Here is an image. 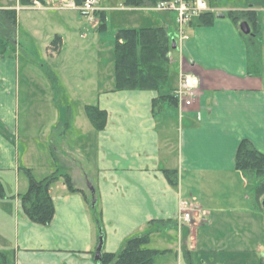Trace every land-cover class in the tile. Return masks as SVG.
Returning <instances> with one entry per match:
<instances>
[{"label": "crops", "instance_id": "0c3cea01", "mask_svg": "<svg viewBox=\"0 0 264 264\" xmlns=\"http://www.w3.org/2000/svg\"><path fill=\"white\" fill-rule=\"evenodd\" d=\"M59 2L79 9L74 6L75 0ZM221 2L218 7L210 2L216 12L213 22L203 24L199 17L194 18L185 38L176 37L175 12L135 15L142 22L150 18L149 23L127 27L164 26L177 43L169 52L170 74L164 89H116L113 71L112 85L96 90L94 104L107 110L104 127L98 129L87 114L86 105L93 103H84L85 112L73 113L66 108L60 114L66 121L57 140L49 139L53 135L50 110L33 108L35 112L22 119L19 58L13 57L15 53L0 56V118L14 136L10 140L0 132V178L7 194L0 198V233L6 219L13 221V264H98L100 238L103 250L116 252L128 237L146 232L152 219H172L180 224V204L185 198L206 211V217L193 216V221L197 218L201 224L220 221L239 227L259 225L264 215L263 197L255 205L244 201L250 197L246 193L249 185L256 186L262 177L237 169L235 155L244 138L264 152V42L259 52L251 49L240 25L228 12L264 13V0ZM121 3L125 0L117 5L100 1L105 15L113 8L153 9L121 7ZM0 8L16 9L20 26L22 11L39 7L35 3L22 5L19 0H0ZM222 12L225 16L217 15ZM35 20L31 17L30 23L34 25ZM57 35L53 39L50 35L43 37L53 57L64 43L61 35L53 43ZM183 73L200 79L192 102L176 105L162 100L161 94L174 93ZM37 130L46 135L42 143L28 140ZM69 132L72 134L66 139ZM89 149L92 158L85 154ZM22 166L30 167L38 178L59 174L51 186L55 215L50 224L34 222L23 210L19 194L26 190L28 177ZM165 169L178 170L177 185L169 181ZM66 173L87 195H95L102 235L84 193L69 190L63 176ZM171 228L178 229L161 231ZM3 241L0 236V243ZM2 254L7 264L5 252ZM220 257L228 263L220 262ZM250 258L251 262L246 261ZM205 259V264H264L260 254H210Z\"/></svg>", "mask_w": 264, "mask_h": 264}, {"label": "rangeland", "instance_id": "374dc122", "mask_svg": "<svg viewBox=\"0 0 264 264\" xmlns=\"http://www.w3.org/2000/svg\"><path fill=\"white\" fill-rule=\"evenodd\" d=\"M101 1L103 4L117 5L120 0ZM208 2H211L215 7L222 3L221 0H208ZM34 3L39 8L22 11V20L20 26H18L16 43L12 44L17 50L16 55L13 57H18L20 62V115L22 119H25L29 112H35L37 108L50 110L53 135L49 139L57 140L60 139V129H64L65 126L64 121L66 119L62 118L64 114L60 115L64 112L63 110L66 111L67 108L73 113L77 110L85 112L84 103H97L96 90L99 87L112 85L113 60L115 57L114 44L118 29L136 23H149L150 18L146 20L145 17L144 22L136 18L143 14L146 16L149 14L150 16L152 12L156 14L167 11L108 9L106 27L100 29V15L96 13L97 11L86 14L79 9L62 5L59 0H50L47 4L40 1ZM55 5L60 7H52ZM138 13L141 14L137 15ZM135 15L137 16L135 17ZM259 15H261L262 20L260 39L264 42V13L259 12ZM31 17L36 19L34 25L30 23ZM168 17L172 18V15ZM241 21H239V25ZM37 28H39V31H36ZM56 33L63 37L64 43L60 53L58 55L55 53L53 57L48 54L43 37L50 35V39H53ZM83 33H85V36ZM176 37L178 36L176 35ZM50 39L48 38V40ZM49 68L54 70L55 80L49 76ZM28 91L31 93L27 94ZM32 91H35L34 95ZM30 133L32 134V132ZM38 133V130L35 131L34 138L29 136L28 140L44 142L46 135L44 136L42 132ZM24 134L25 132L21 126L20 135L22 140ZM71 134L72 132H69L66 139L70 138ZM85 154L91 158L94 155L90 149L89 154ZM23 171L27 175L24 168ZM32 173L34 174L33 170ZM255 177L258 178L257 175ZM184 190L186 189L184 188ZM246 193L250 197L245 199V204L255 205L259 203L257 185H249ZM262 212L264 214V211ZM260 217L259 225L256 227H239L220 221L201 224L197 218L194 221L193 219L184 220L179 225L178 221H168L158 225L162 229L167 227H178V229L171 228L166 231L158 230L151 233L149 246L168 249L155 257L157 264H205L204 260L210 254H260V256H264V215ZM0 236L4 240L0 243V264L5 259L1 252H5L9 260L7 264H13L16 251L13 221L6 219ZM170 249H173L172 252H170ZM246 261L251 262L252 259ZM220 262L228 263L223 257H220Z\"/></svg>", "mask_w": 264, "mask_h": 264}, {"label": "trees", "instance_id": "16d2710c", "mask_svg": "<svg viewBox=\"0 0 264 264\" xmlns=\"http://www.w3.org/2000/svg\"><path fill=\"white\" fill-rule=\"evenodd\" d=\"M22 5H30L35 0H19ZM47 4L49 0H38ZM84 0H75L80 5ZM160 0H125L128 6L154 5ZM100 15L99 28L106 27V15L103 10L96 12ZM228 14L239 24L241 20H247L251 25L252 32L244 34L249 47L259 52L262 41L261 28L262 20L257 10H230ZM216 16L215 11H208L199 16L203 24H211ZM18 27V13L16 9L0 8V56L14 54L17 50L13 47L16 43ZM61 39L57 35L53 43ZM172 39L167 28L164 26H142V27H122L116 32L114 44V76L116 89H156L162 91L167 83L169 70V52L172 48ZM48 74L56 79V74L51 68ZM162 100H167L171 104H178V99L173 93H163ZM157 105V99L155 101ZM86 110L92 123L101 129L107 119V110L97 104H87ZM0 132L10 140L14 136L7 125L0 118ZM1 155V151H0ZM235 166L237 169L246 171L248 174L262 177L257 184L258 197H264V152L259 150L253 142L244 138L240 141L235 155ZM28 175V187L19 194L22 207L26 215L34 222L40 224H50L55 215V202L51 193V186L59 174L53 172L42 178H37L31 168L22 166ZM169 181L177 185L179 182V172L177 169L164 170ZM69 190L82 191L85 199L89 203L94 219L102 232L101 212L94 203L95 195H87L85 190L75 185L71 174L63 175ZM5 184L0 178V198L6 197ZM12 197V196H11ZM176 220L152 219L149 221L148 230L144 233L134 234L127 238L123 247L119 251H102L98 264H155V257L168 249H160L149 246L151 233L162 230L160 225L165 222ZM177 222V221H176ZM179 225V224H178ZM102 237V236H101ZM1 264H5V259Z\"/></svg>", "mask_w": 264, "mask_h": 264}, {"label": "built area", "instance_id": "2783aa9c", "mask_svg": "<svg viewBox=\"0 0 264 264\" xmlns=\"http://www.w3.org/2000/svg\"><path fill=\"white\" fill-rule=\"evenodd\" d=\"M101 0H84L82 4L75 3L74 6L79 8L86 14L95 13L98 10H102ZM35 2H38L35 0ZM121 7H125V3L120 4ZM146 7L161 10L172 11L176 14L177 22V36L178 38H185L188 36V29L190 22L208 11H214L215 8L208 2V0H160L154 5H147ZM200 84L198 76L190 73H183L181 75L180 83L174 90V95L178 99V102H185L190 104L193 97L197 94V90ZM194 214L199 217H206V211H203L193 201L188 198L181 199L179 210V222L184 220H192Z\"/></svg>", "mask_w": 264, "mask_h": 264}, {"label": "water", "instance_id": "95a60500", "mask_svg": "<svg viewBox=\"0 0 264 264\" xmlns=\"http://www.w3.org/2000/svg\"><path fill=\"white\" fill-rule=\"evenodd\" d=\"M217 15L218 16H225V13L222 12V13H218ZM240 28H241L242 32L245 34H249L252 32L251 25L249 24V22L247 20L241 21ZM176 45H177L176 41L173 40L172 47H176ZM262 205L264 207V197L262 199ZM102 251H103V238H100V243L98 245L97 252H96V258L97 259L101 258Z\"/></svg>", "mask_w": 264, "mask_h": 264}]
</instances>
